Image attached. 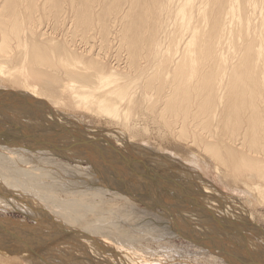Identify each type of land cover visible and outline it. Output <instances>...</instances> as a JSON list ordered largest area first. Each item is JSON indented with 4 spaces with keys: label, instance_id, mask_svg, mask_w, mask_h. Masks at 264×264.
<instances>
[{
    "label": "bare ground",
    "instance_id": "bare-ground-1",
    "mask_svg": "<svg viewBox=\"0 0 264 264\" xmlns=\"http://www.w3.org/2000/svg\"><path fill=\"white\" fill-rule=\"evenodd\" d=\"M10 119L0 264H264V0H0Z\"/></svg>",
    "mask_w": 264,
    "mask_h": 264
},
{
    "label": "rangeland",
    "instance_id": "rangeland-1",
    "mask_svg": "<svg viewBox=\"0 0 264 264\" xmlns=\"http://www.w3.org/2000/svg\"><path fill=\"white\" fill-rule=\"evenodd\" d=\"M115 52H116V50H114ZM114 51H111V53L113 52V54L115 55L116 53L114 52ZM113 54H111V55H113ZM113 59V62H112V64H116L117 63V61L115 60V57H113L112 58ZM116 61V62H115ZM71 114H74V115H76V116H80L79 118H84L85 120H87L88 122H90L91 121V118L89 117V116H86L85 114V117H84V115H82V112H81V114H80V111H77V110H72V111H70V110H68ZM67 112V111H66ZM68 112V113H69ZM74 112H76V114L74 113ZM79 114H78V113ZM78 114V115H77ZM87 117V118H86ZM90 119H89V118ZM6 120V119H5ZM1 125H4V127H2V129H7V133H9V135H11L10 137H20V138H27L28 137V135H27V133H28V131H26L25 130V127H22L21 126V124H20V122L19 121H17L16 119H10V120H7L6 122L4 121H0V126ZM72 129H73V127H71ZM2 129H0V132H2ZM41 136H43V135H41ZM34 138H38L37 136H35ZM43 140V141H45L46 140V138H43V137H41V138H38V140ZM159 160V159H158ZM162 160H164V161H162ZM167 160V161H166ZM173 161V162H171V161ZM169 161V162H168ZM160 162L162 163H172V165L173 166H176V167H182L183 166V168H191V167H193L192 165H189V164H186L184 161H182V160H178V161H174V159L173 158H168V156H165V157H163V158H160ZM149 163V162H148ZM162 163V164H163ZM185 163V164H184ZM151 164H152V162H151ZM176 164V165H175ZM180 164V165H179ZM182 164V165H181ZM184 164V165H183ZM188 166V167H187ZM191 166V167H190ZM184 171V170H183ZM186 171V170H185ZM199 171V170H198ZM188 173V172H187ZM201 173V172H200ZM205 178V177H204ZM178 181H181V185L183 186V185H185L184 183L182 184V181H184V180H181V179H179ZM208 181L209 182H213L214 183V180H213V178H211V179H208ZM198 184V183H197ZM216 184V183H215ZM216 186L221 190V192H224L225 194H229V195H235V194H233V193H231V192H229V191H227V190H225L224 188H222L219 184H216ZM183 187H185L186 188V186H183ZM1 192V191H0ZM231 195V196H232ZM0 196H2V194H0ZM237 196V195H236ZM3 197V196H2ZM240 197V196H239ZM1 198V197H0ZM9 200L10 201H12V199L11 198H9ZM244 204V207H245V209H249L248 211H250V212H252V213H254L257 217H259V224H260V226L264 229V215H260L259 213L258 214H256L255 212H253L254 210L252 209V208H250L247 204H245V203H243ZM247 206V207H246ZM2 209V210H1ZM4 209H7L6 211L4 210ZM3 211V212H2ZM9 212V213H8ZM14 210L13 209H10V208H4L2 205H0V218H10V219H17V220H19L20 222L22 221L23 222V225H24V222L25 223H28V225L32 228V229H34V230H36V228H35V225L32 223L33 221L32 220H30V219H26V220H24V216L21 214V213H17V212H14ZM3 213H5V214H3ZM20 214V215H19ZM4 215V216H3ZM263 218V219H262ZM30 237V236H29ZM180 242H182V241H180ZM180 242L178 241L176 244H175V246L173 247V245L172 246H169V247H171L174 251H172L171 252V250H169V248L168 247H164V250H163V248L160 250L161 252H160V254H157V256L158 257H164V258H166L167 260H164L165 262H166V264H213V262L212 261H208V259L207 258H209V257H207V258H196V256H192V254H193V252L190 250H188L184 245H182V244H180ZM31 243V242H30ZM34 242H32L31 244H33ZM142 244H145V242H143ZM147 244V246L148 247H152L151 249L149 248V251L150 250H157V248H156V244L155 243H152V245H149L148 243H146ZM145 244V245H146ZM153 244H155V245H153ZM178 245V246H177ZM180 245V246H179ZM182 245V246H181ZM127 247L128 248H130L131 246H129V245H127ZM132 247L133 248H130V249H133L134 251H135V249H136V247H137V245H132ZM178 247H179V249H178ZM185 247V249H183ZM44 248V247H43ZM41 249V248H39V252H40V249H41V251H48L49 253H51L52 251H55L56 253H59L60 251L57 249V248H54L53 250H51L50 248H48V249ZM135 248V249H134ZM154 248H156V249H154ZM56 249V250H55ZM144 249H146V248H144ZM167 249H168V251H167ZM187 249V250H186ZM50 250V251H49ZM109 252H111V251H113L112 249H110V250H108ZM133 251V252H134ZM163 251V252H162ZM189 253H188V252ZM38 252V251H37ZM166 252L167 253H169L168 254V256H167V254H166ZM180 252V253H179ZM163 255H162V254ZM173 255H172V254ZM186 253V254H185ZM164 254H166V255H164ZM171 254V255H170ZM174 254H176V255H174ZM188 254H189V256H188ZM170 255V256H169ZM166 256V257H165ZM174 256V257H173ZM186 256V257H185ZM191 256V257H190ZM188 257H190V258H188ZM47 258H49V257H47ZM65 258V257H64ZM62 259V260H67L68 258V260H67V262L69 261V260H71V261H75V258L74 257H66L65 259ZM177 259V260H176ZM140 260L142 261V258H140ZM172 260V261H171ZM195 260V261H194ZM58 261H60V262H62L60 259L58 260ZM168 261V262H167ZM178 261V262H177ZM181 261V262H180ZM189 261H191V262H189ZM194 261V262H193ZM11 262H13V263H11ZM43 262H47V261H43ZM42 262V264H45V263H43ZM51 262V261H50ZM70 262V261H69ZM185 262V263H184ZM197 262V263H196ZM20 264L18 261H8V262H6V263H3V264ZM57 262L55 261V263H53V264H56ZM47 264V263H46ZM51 264H52V262H51ZM58 264V263H57Z\"/></svg>",
    "mask_w": 264,
    "mask_h": 264
}]
</instances>
